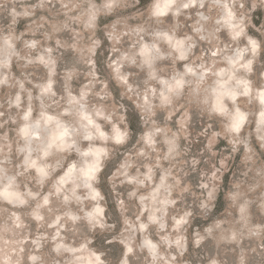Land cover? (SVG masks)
<instances>
[{"label":"clouds","instance_id":"1","mask_svg":"<svg viewBox=\"0 0 264 264\" xmlns=\"http://www.w3.org/2000/svg\"><path fill=\"white\" fill-rule=\"evenodd\" d=\"M0 264H264V0H0Z\"/></svg>","mask_w":264,"mask_h":264}]
</instances>
